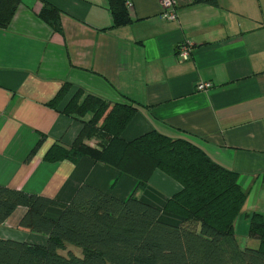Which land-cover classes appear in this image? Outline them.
I'll return each instance as SVG.
<instances>
[{
	"label": "crops",
	"instance_id": "0c3cea01",
	"mask_svg": "<svg viewBox=\"0 0 264 264\" xmlns=\"http://www.w3.org/2000/svg\"><path fill=\"white\" fill-rule=\"evenodd\" d=\"M129 1L133 21L121 27H112L107 0H21L0 27V185L61 202L81 184L119 199L132 192L133 177L88 156L43 158L52 145L70 147L91 117L62 112L81 89L82 98L90 93L138 103L125 139L154 129L189 140L236 172L249 224L250 214H264V0H176L172 21L159 17V0ZM45 2L60 11V31L40 19ZM186 44L189 58L181 60L176 52ZM206 81L212 86L198 91L196 85ZM63 83L70 84L64 98L48 105ZM179 188L156 170L137 197L159 208L162 221L177 225L181 218L163 208ZM24 212L17 207L0 224V237L45 243L46 235L18 228ZM47 213L56 217L59 209ZM241 218L234 222L240 246Z\"/></svg>",
	"mask_w": 264,
	"mask_h": 264
},
{
	"label": "trees",
	"instance_id": "16d2710c",
	"mask_svg": "<svg viewBox=\"0 0 264 264\" xmlns=\"http://www.w3.org/2000/svg\"><path fill=\"white\" fill-rule=\"evenodd\" d=\"M112 27L133 19L127 0H107ZM21 0H0V27L10 22ZM217 0H189V5H216ZM60 11L44 3L38 15L60 31ZM70 88L63 83L48 105L56 107ZM199 91V90H198ZM78 89L62 112L83 117L91 113L72 145H52L44 160H77L88 156L120 174L133 177L132 192L119 199L88 184H81L68 202L0 185V224L17 207L25 209L20 230L46 235L45 243L0 237V264H264V214L248 216V236L258 247L240 246L234 222L246 200L238 174L213 161L201 148L184 138L149 130L132 139L122 133L137 113L134 101L111 102L94 94L82 98ZM82 98V99H81ZM94 140V145L87 141ZM41 140L27 159L38 150ZM176 181L164 210L181 218L177 225L160 219V209L141 201L143 189L155 171ZM58 208L52 217L49 208ZM80 247L81 256L68 246Z\"/></svg>",
	"mask_w": 264,
	"mask_h": 264
},
{
	"label": "built area",
	"instance_id": "2783aa9c",
	"mask_svg": "<svg viewBox=\"0 0 264 264\" xmlns=\"http://www.w3.org/2000/svg\"><path fill=\"white\" fill-rule=\"evenodd\" d=\"M160 4V12L159 17L164 20L172 21L176 19V0H159ZM132 5L131 1H126V6L129 8ZM191 51V47L189 44L181 45L176 54L177 57L181 60H187L189 58V53ZM212 86V83L209 81L200 82L196 85V89L206 90Z\"/></svg>",
	"mask_w": 264,
	"mask_h": 264
},
{
	"label": "rangeland",
	"instance_id": "374dc122",
	"mask_svg": "<svg viewBox=\"0 0 264 264\" xmlns=\"http://www.w3.org/2000/svg\"><path fill=\"white\" fill-rule=\"evenodd\" d=\"M245 195H246V193H245ZM245 202H246V200H245ZM242 212H243V210H241V212H240V214L242 216V218H241V225H240V227H241V233L238 230L239 228L236 229V234H237V237L239 238V242H240V244H242V246H248V247L257 248L258 245H259L258 240H256L255 238H251V237H249L247 235L248 222L246 223V218L244 217V215L242 214ZM247 219H248V217H247ZM243 236H245L246 239H244ZM67 250H71L77 256H81L82 255L80 247L75 246V245H70V244H68V246H67V248L65 250H59V252L61 254H66L67 253Z\"/></svg>",
	"mask_w": 264,
	"mask_h": 264
}]
</instances>
